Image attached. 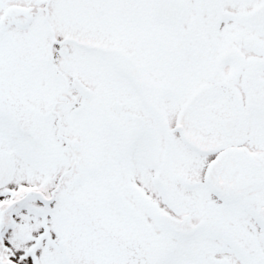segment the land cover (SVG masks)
Listing matches in <instances>:
<instances>
[{"label":"snow or ice","instance_id":"snow-or-ice-1","mask_svg":"<svg viewBox=\"0 0 264 264\" xmlns=\"http://www.w3.org/2000/svg\"><path fill=\"white\" fill-rule=\"evenodd\" d=\"M0 264H264V0H0Z\"/></svg>","mask_w":264,"mask_h":264}]
</instances>
